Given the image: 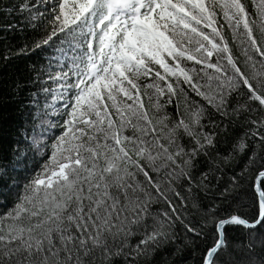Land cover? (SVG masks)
<instances>
[{
    "label": "snow or ice",
    "instance_id": "1",
    "mask_svg": "<svg viewBox=\"0 0 264 264\" xmlns=\"http://www.w3.org/2000/svg\"><path fill=\"white\" fill-rule=\"evenodd\" d=\"M0 46V264H264V0H0Z\"/></svg>",
    "mask_w": 264,
    "mask_h": 264
},
{
    "label": "trees",
    "instance_id": "2",
    "mask_svg": "<svg viewBox=\"0 0 264 264\" xmlns=\"http://www.w3.org/2000/svg\"><path fill=\"white\" fill-rule=\"evenodd\" d=\"M3 54V47L2 46H0V55H2ZM16 63H20L19 61H17Z\"/></svg>",
    "mask_w": 264,
    "mask_h": 264
}]
</instances>
